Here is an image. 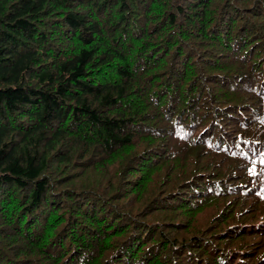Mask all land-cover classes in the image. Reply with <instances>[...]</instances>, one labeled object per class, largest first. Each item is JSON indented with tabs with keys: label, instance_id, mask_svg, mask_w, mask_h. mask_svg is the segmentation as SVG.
Listing matches in <instances>:
<instances>
[{
	"label": "trees",
	"instance_id": "16d2710c",
	"mask_svg": "<svg viewBox=\"0 0 264 264\" xmlns=\"http://www.w3.org/2000/svg\"><path fill=\"white\" fill-rule=\"evenodd\" d=\"M0 264H264V0H0Z\"/></svg>",
	"mask_w": 264,
	"mask_h": 264
}]
</instances>
